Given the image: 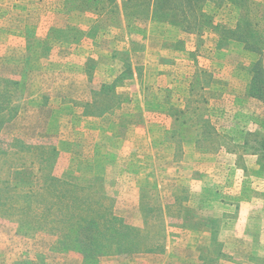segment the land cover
Masks as SVG:
<instances>
[{
  "label": "rangeland",
  "instance_id": "obj_1",
  "mask_svg": "<svg viewBox=\"0 0 264 264\" xmlns=\"http://www.w3.org/2000/svg\"><path fill=\"white\" fill-rule=\"evenodd\" d=\"M126 1L0 0V181L15 186L0 183V264H264V104L246 93L260 57L212 28L244 1L206 0L209 25L186 34ZM39 152L40 177L76 185L127 252L83 260L37 227L62 187L35 181Z\"/></svg>",
  "mask_w": 264,
  "mask_h": 264
},
{
  "label": "trees",
  "instance_id": "obj_2",
  "mask_svg": "<svg viewBox=\"0 0 264 264\" xmlns=\"http://www.w3.org/2000/svg\"><path fill=\"white\" fill-rule=\"evenodd\" d=\"M136 3V0H134ZM206 0H154L152 4V15L161 16L164 15L162 22H168L172 25H179L178 27L183 33H191L196 30L209 25L205 24L201 20L202 3ZM244 1V15L242 20L238 21L232 29H226L224 26L212 27L216 30V34L222 40H235L245 44V48L251 52H255L259 55L260 59L251 65L249 72L251 73V80L247 84L246 93L251 98H255L264 104V51L261 47L255 43L248 45L249 35L257 34L264 39V7L262 3L256 2L257 0H243ZM132 0L126 1L124 5H129ZM236 3V1H235ZM248 3V5H247ZM123 5V7H124ZM163 8V9H161ZM141 15H138L139 18ZM133 17V16H130ZM211 28V27H209ZM3 118H0V126L3 122ZM185 121V119H183ZM56 156L55 149H51ZM8 155L7 152L0 150V157ZM17 156V154L13 155ZM32 157V156H31ZM31 165L37 166V175L35 181H48L53 186V190H57L58 186H62L59 193H57L56 199L50 205L36 207L38 210L41 208L40 214L35 213V218L39 217L41 220L38 228H49L51 231H57L61 233V237L74 238L73 244L74 250L77 251L83 260H87L93 256L96 252H101L107 248L108 251L113 250L114 255H123L126 246L124 245L125 236L119 226L112 222L111 218L107 217V213L100 214L93 207V202L89 200V197L85 198L82 196L75 195L78 187L74 184H69L63 180L50 177V175H41L42 167L45 166L47 160L43 156L42 152L32 157ZM1 160V158H0ZM10 160V161H9ZM7 162H11L8 168H15L14 170L24 169V164L19 163L14 165L16 161L13 159H6L4 165ZM49 162V161H48ZM3 165V166H4ZM8 174L6 181H0L4 185L3 190H11L14 187H10ZM47 184V182H46ZM1 188V187H0ZM31 191V186L27 188ZM2 190V189H0ZM64 191V193H62ZM79 191V190H78ZM61 193V195H60ZM38 195V192H31V195ZM1 196V191H0ZM57 207V211L55 210ZM36 209V210H37ZM46 214V215H44ZM62 225V227L60 226ZM63 233V235H62ZM140 253V251H136ZM147 252V251H144Z\"/></svg>",
  "mask_w": 264,
  "mask_h": 264
},
{
  "label": "crops",
  "instance_id": "obj_3",
  "mask_svg": "<svg viewBox=\"0 0 264 264\" xmlns=\"http://www.w3.org/2000/svg\"><path fill=\"white\" fill-rule=\"evenodd\" d=\"M182 33V32H181Z\"/></svg>",
  "mask_w": 264,
  "mask_h": 264
}]
</instances>
